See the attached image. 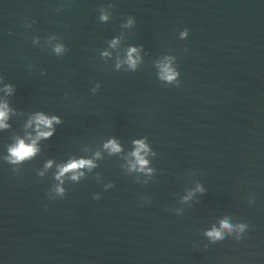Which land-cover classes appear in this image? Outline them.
<instances>
[{
	"label": "water",
	"instance_id": "95a60500",
	"mask_svg": "<svg viewBox=\"0 0 264 264\" xmlns=\"http://www.w3.org/2000/svg\"><path fill=\"white\" fill-rule=\"evenodd\" d=\"M5 102L0 264H264V0H0ZM37 113L60 123L7 163ZM80 160L93 166L56 178Z\"/></svg>",
	"mask_w": 264,
	"mask_h": 264
},
{
	"label": "clouds",
	"instance_id": "9594fccd",
	"mask_svg": "<svg viewBox=\"0 0 264 264\" xmlns=\"http://www.w3.org/2000/svg\"><path fill=\"white\" fill-rule=\"evenodd\" d=\"M113 5H110V7ZM101 20H107L108 16L107 15H101L100 16ZM133 17H129L127 19L128 25H132L134 22ZM189 35V30L185 28L183 31H181L180 36L181 38L187 37ZM115 44V41H113V45ZM64 45L58 44L56 45L54 51L57 54H60L63 52ZM137 51L136 48H130L128 50L127 54V61L126 63L128 64L129 68L135 71L137 67V58H134L133 53ZM104 55H107V53H104ZM120 67V64L117 63V68ZM180 76V73L177 69H173L169 64H165L162 67V75L161 79L167 81L168 83H172L175 81V86L179 87L180 86V80H177V77ZM13 85L12 84H5L3 91L6 94H12L13 92ZM95 91V90H93ZM8 105L7 102H5L3 105H0V128H7L8 125L5 123V121L8 119ZM34 122L36 125V132L37 135L34 140L30 144H26L24 140L22 139H17L16 143L12 146H9L8 148V156H6L4 159L7 163L12 164V165H17L27 159H30L35 155V153L38 151L36 147V141L43 138H48L53 135V132L55 129L53 128L54 123H60V118L58 116H52L48 117L42 113H37L34 117ZM33 123V121H29V124ZM43 129H48V131H45ZM137 145L136 151L133 153V155L136 157V163L143 168L146 164L147 161L144 159V157L141 155V151H146L147 146L143 141H136L135 142ZM105 148L110 149L112 152H118L120 150L119 145L113 140L110 141L109 143L105 144ZM50 166L46 165V167ZM92 167V161H86V160H80V161H72L69 162L66 165H63L59 168V172L57 174V179H61L66 173L69 172H75L76 170L82 168V167ZM136 165H133L135 167ZM16 171L15 169H13ZM40 175H43V173H40ZM71 179L76 180L78 177L76 175H73ZM201 191H203L201 189ZM55 192L60 198H63L66 194L60 185L55 186ZM49 199L55 200V197L48 196ZM94 199L99 200L100 197L99 195H95ZM187 199V198H186ZM253 200H249V203H252ZM248 228L247 223H240L235 226V230L237 231V235L235 237L236 240H240L242 238V234L245 233L246 229ZM234 230V226L228 222L227 219L220 221V227L219 229L216 227H213L211 230H208L205 232V235L208 237L209 241L211 243H217L219 241H223L225 239V231L229 235L232 234Z\"/></svg>",
	"mask_w": 264,
	"mask_h": 264
}]
</instances>
